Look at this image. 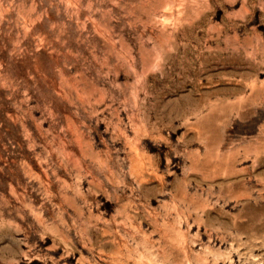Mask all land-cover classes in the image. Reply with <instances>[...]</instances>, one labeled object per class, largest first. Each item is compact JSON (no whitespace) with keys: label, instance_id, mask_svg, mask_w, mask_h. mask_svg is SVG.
<instances>
[{"label":"rangeland","instance_id":"obj_1","mask_svg":"<svg viewBox=\"0 0 264 264\" xmlns=\"http://www.w3.org/2000/svg\"><path fill=\"white\" fill-rule=\"evenodd\" d=\"M0 264H264V0H0Z\"/></svg>","mask_w":264,"mask_h":264}]
</instances>
